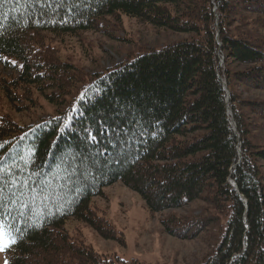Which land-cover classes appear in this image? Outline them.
I'll list each match as a JSON object with an SVG mask.
<instances>
[{
    "label": "trees",
    "instance_id": "trees-1",
    "mask_svg": "<svg viewBox=\"0 0 264 264\" xmlns=\"http://www.w3.org/2000/svg\"><path fill=\"white\" fill-rule=\"evenodd\" d=\"M123 15L192 36L91 73L53 46ZM256 26L264 0H0V60L19 66L5 97L18 111L37 95L56 109L28 125L0 116V216L16 241L7 264L122 263L65 227L77 218L118 238L92 208L117 182L152 213L202 203L162 221L181 239L215 230L198 264H264V99L243 96L264 92Z\"/></svg>",
    "mask_w": 264,
    "mask_h": 264
},
{
    "label": "rangeland",
    "instance_id": "rangeland-1",
    "mask_svg": "<svg viewBox=\"0 0 264 264\" xmlns=\"http://www.w3.org/2000/svg\"><path fill=\"white\" fill-rule=\"evenodd\" d=\"M120 24V25H119ZM110 18L102 22L100 31H86L76 36L53 37L54 44L63 60L91 73L121 63L127 56L151 47H160L190 38L189 33L158 29L151 23L123 15L121 23ZM253 32L264 37V28L254 27ZM220 66H223L221 57ZM19 74L16 62L0 60V85L4 79L12 80ZM247 99H264V92H248ZM35 107L23 104L18 111L9 104L0 86V116L7 114L20 125L38 122L56 109L44 97L35 96ZM22 104V103H21ZM245 202V201H244ZM202 203L197 201L182 208L152 213L142 196L117 182L107 186L103 194L95 196L92 208L109 221L117 231L118 238H105L87 223L70 218L65 227L72 236H78L96 252L110 259L127 264H198L213 248V230L196 239H181L166 232L162 223L170 215H189L199 211ZM8 250H0V264H7Z\"/></svg>",
    "mask_w": 264,
    "mask_h": 264
},
{
    "label": "snow or ice",
    "instance_id": "snow-or-ice-1",
    "mask_svg": "<svg viewBox=\"0 0 264 264\" xmlns=\"http://www.w3.org/2000/svg\"><path fill=\"white\" fill-rule=\"evenodd\" d=\"M0 191H3V189H0ZM15 242V239L9 234V229L3 217L0 216V250H6L7 247H10Z\"/></svg>",
    "mask_w": 264,
    "mask_h": 264
},
{
    "label": "water",
    "instance_id": "water-1",
    "mask_svg": "<svg viewBox=\"0 0 264 264\" xmlns=\"http://www.w3.org/2000/svg\"><path fill=\"white\" fill-rule=\"evenodd\" d=\"M224 84H225V82H224ZM228 111H229V113H232V110H231L230 107H228ZM232 124H233L234 127H236L235 122L233 121V119H232ZM240 161H241V159L238 161L237 164H239ZM237 164H236V166H237ZM232 184L236 187V182L235 181H232ZM240 196H241L242 200L245 201L244 196L241 195V194H240Z\"/></svg>",
    "mask_w": 264,
    "mask_h": 264
}]
</instances>
